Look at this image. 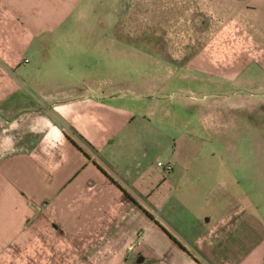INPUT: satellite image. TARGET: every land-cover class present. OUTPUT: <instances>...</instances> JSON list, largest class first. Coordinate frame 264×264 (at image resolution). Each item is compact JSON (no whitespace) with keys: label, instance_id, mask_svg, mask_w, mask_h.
Masks as SVG:
<instances>
[{"label":"crops","instance_id":"obj_1","mask_svg":"<svg viewBox=\"0 0 264 264\" xmlns=\"http://www.w3.org/2000/svg\"><path fill=\"white\" fill-rule=\"evenodd\" d=\"M168 3L169 24L227 26L231 45L250 46L249 29L264 27V0ZM128 6L0 0V264L21 253L55 264H264V220L231 192L230 169L193 136L170 135L165 108L147 114L161 99L124 91V50L109 41L127 34L107 28L113 14L127 22ZM250 62L264 70V52Z\"/></svg>","mask_w":264,"mask_h":264},{"label":"rangeland","instance_id":"obj_2","mask_svg":"<svg viewBox=\"0 0 264 264\" xmlns=\"http://www.w3.org/2000/svg\"><path fill=\"white\" fill-rule=\"evenodd\" d=\"M128 4L127 22L115 24L113 14L107 28L127 34L109 41L116 49L124 50L119 57L124 65V83L133 84L124 91L161 99L160 108L155 105L147 114L168 110L169 121L163 128L173 136L181 132L193 136L202 143L203 154L214 152L217 163L230 169L231 192L243 195L245 203L253 205L264 220V70L255 62L248 66L255 49L264 52V27L249 29L248 33L254 35L250 46L231 45L227 39L232 31L227 26L199 29L169 24L173 13L167 9L168 0L158 13L151 9L152 0H146V5L136 0H128ZM177 15L183 19V12ZM189 35L215 36L217 43L189 42ZM194 51H199L196 63H200L188 66L184 56ZM235 56L239 60L233 61ZM151 100L157 104L156 99ZM15 245L24 246L20 241H11L8 248ZM54 262L29 258L24 253L2 258V264Z\"/></svg>","mask_w":264,"mask_h":264},{"label":"built area","instance_id":"obj_3","mask_svg":"<svg viewBox=\"0 0 264 264\" xmlns=\"http://www.w3.org/2000/svg\"><path fill=\"white\" fill-rule=\"evenodd\" d=\"M158 165H159V166H163V164H162V163H158Z\"/></svg>","mask_w":264,"mask_h":264}]
</instances>
